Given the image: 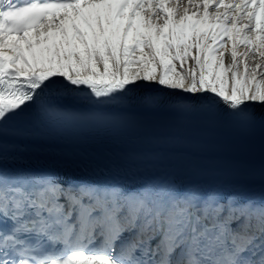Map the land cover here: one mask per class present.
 <instances>
[{
	"label": "snow or ice",
	"instance_id": "6c2138e0",
	"mask_svg": "<svg viewBox=\"0 0 264 264\" xmlns=\"http://www.w3.org/2000/svg\"><path fill=\"white\" fill-rule=\"evenodd\" d=\"M0 264H264V0H0Z\"/></svg>",
	"mask_w": 264,
	"mask_h": 264
}]
</instances>
